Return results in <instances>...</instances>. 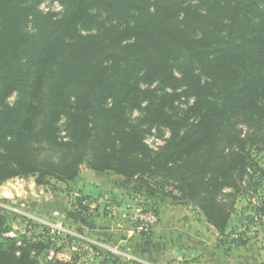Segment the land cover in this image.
<instances>
[{"label":"trees","instance_id":"obj_1","mask_svg":"<svg viewBox=\"0 0 264 264\" xmlns=\"http://www.w3.org/2000/svg\"><path fill=\"white\" fill-rule=\"evenodd\" d=\"M43 1L0 0V185L72 183L86 165L168 185L224 232L254 163L246 146L264 145V0H56L62 15ZM149 127L170 133L158 150ZM34 241H1L0 264H44Z\"/></svg>","mask_w":264,"mask_h":264},{"label":"crops","instance_id":"obj_2","mask_svg":"<svg viewBox=\"0 0 264 264\" xmlns=\"http://www.w3.org/2000/svg\"><path fill=\"white\" fill-rule=\"evenodd\" d=\"M92 174L94 182L75 183L77 193L91 201L110 195L119 205L114 217L101 211L89 214L77 206L73 192L53 193L44 207L47 210L42 211L62 237L65 262L76 258L81 263L103 264L113 255L127 264H264V237L249 225L253 205L244 209L243 204L236 205L227 228L220 232L191 201L165 202L150 189L127 184L121 177ZM32 191L36 200L42 197V190L38 193L33 187ZM138 197L157 207L158 222L147 235L136 232L131 220Z\"/></svg>","mask_w":264,"mask_h":264},{"label":"rangeland","instance_id":"obj_3","mask_svg":"<svg viewBox=\"0 0 264 264\" xmlns=\"http://www.w3.org/2000/svg\"><path fill=\"white\" fill-rule=\"evenodd\" d=\"M39 8L44 14L54 13L56 15H62L65 11L64 6L56 0H45L40 4ZM29 26L31 27V25ZM15 101H16V95H13L9 99V102L13 104ZM184 105L185 104H180V107H183ZM131 116H132V119H135L138 116V111H134ZM59 127L61 129L60 132L62 136L66 135L64 120L60 122ZM241 128L245 132L247 131V128L245 126ZM145 129L146 130L144 134V140L154 150H158L159 148H161L163 144L165 143V141L170 136L169 131L164 128H157V127L150 128L149 127ZM246 147H247V151H252V154L250 155V157L254 159L253 162L255 164L257 163L258 166L261 167V169H264V145L252 146L248 144ZM254 163L253 164L250 163V167H249L250 169L248 170L247 176L241 182L240 193L243 192V194L241 195L242 198L240 200L237 199L236 201V205H240V204L244 205L243 209L249 208V206L253 205V207H250L252 214L255 212L256 208L260 206V198L262 199L264 198V187H263V190L259 189L257 194L253 193V191L255 190L254 187H256L257 182H258V177H260L261 175V173H259V167L254 166V168H252ZM92 173H95V172L89 169L86 165H82L79 178L76 180V182H72V183L65 184L62 182H58L54 179H44L43 183L38 185L36 182L37 181L36 177H28V178H14L0 185V215H4L8 220L6 224L7 227L4 228L6 229V231L4 232L3 229L0 230V242L3 241L4 239H12L16 242L18 246H21L22 242L26 239L35 240L34 241L35 243L36 241L37 242L47 241L46 240L47 237L43 238L39 235H42L41 233L46 234V232L48 231L52 237V241L45 242V244L48 246L47 248L42 249L41 252L38 254L39 263L45 261L44 262L45 264L48 261L49 263L59 262L63 264H67V263L68 264H88L86 262L84 263L78 262V259L76 258H73V260H70L69 262L65 263L66 261L65 258L61 257V254H63L66 250V248H64L65 244L62 243L63 241L62 237L58 235V231L55 230V227L52 224H50V222L46 218H44L45 216H43L42 211L47 210V209H44V207H46L47 204L48 205L50 204L51 202L50 199L52 198L51 196L53 195V193L60 194V192H67V193L73 192L72 194H74L75 192H77L75 183L77 184V183L83 182L80 184V186H83L87 184L86 182H88L89 184L94 182V179L91 177ZM159 173H164V172L159 171ZM253 173L255 174V176H253ZM95 174L104 175V176L108 175L109 177L111 178L113 177L115 179H117L118 177H121V179L125 178V177L123 178L122 176H119V175H116L110 172H106L103 174H98V173H95ZM154 181L155 180L149 179L148 182L154 183ZM127 184H130V185L136 184L142 187L145 186L142 182H139L136 180L130 183H127ZM33 187H36L37 192L39 189L40 191L42 190V197L40 199L36 200V198L32 196ZM11 189H14L13 193H11L12 192ZM6 191H8L9 193ZM170 194H172V196L178 195L177 197H180V194L178 192L176 193V191L172 192V188L168 185L165 186L163 193H161V195L159 194L158 195L165 202L170 203V202H174L173 201L174 199H172V197L169 196ZM5 195H7V197H5ZM102 198L109 199V201H111L113 205L119 207L118 202L114 203L110 195L105 194L104 196H102ZM96 199H100V197L95 198V200ZM249 199L251 200V202L249 201ZM76 201H77V206L80 207L81 206L80 202L78 200ZM145 201L149 204H154V206L156 205V203H153V202L151 203L150 201H147L146 199ZM262 202H264V200H262ZM103 204L106 205V201L103 202ZM101 208L102 207H100L98 211L102 212ZM155 208L157 209L156 206ZM33 210L36 212L37 211L39 212L35 213L33 212ZM52 223H55V222L53 221Z\"/></svg>","mask_w":264,"mask_h":264},{"label":"built area","instance_id":"obj_4","mask_svg":"<svg viewBox=\"0 0 264 264\" xmlns=\"http://www.w3.org/2000/svg\"><path fill=\"white\" fill-rule=\"evenodd\" d=\"M225 191L231 192L229 189ZM74 196L80 202V205L85 207L91 215L96 214L100 207H102L103 214L107 216L114 217L117 213V206L113 205L109 199L100 198L91 201L82 197L77 192L74 193ZM261 200H264V198H261ZM105 201L106 205L103 204ZM134 211L137 213L131 216V220L135 224L136 232L147 235L158 222V216L153 209V205L147 203L143 197H138L135 199ZM251 217L254 221L252 220V224L249 225L256 228L264 237V212H254Z\"/></svg>","mask_w":264,"mask_h":264},{"label":"water","instance_id":"obj_5","mask_svg":"<svg viewBox=\"0 0 264 264\" xmlns=\"http://www.w3.org/2000/svg\"><path fill=\"white\" fill-rule=\"evenodd\" d=\"M5 197H7V195H5ZM186 202H190V200H187ZM147 244H148V242H147Z\"/></svg>","mask_w":264,"mask_h":264},{"label":"bare ground","instance_id":"obj_6","mask_svg":"<svg viewBox=\"0 0 264 264\" xmlns=\"http://www.w3.org/2000/svg\"><path fill=\"white\" fill-rule=\"evenodd\" d=\"M12 185V184H11ZM11 188V187H10ZM8 189H9V187H8ZM31 189V188H30ZM6 192H8V191H6ZM11 192V191H10ZM9 193V192H8ZM7 195H9V194H7ZM11 195V194H10Z\"/></svg>","mask_w":264,"mask_h":264}]
</instances>
